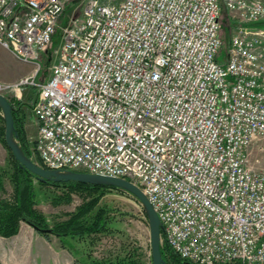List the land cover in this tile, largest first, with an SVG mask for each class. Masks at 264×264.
<instances>
[{"label":"built area","instance_id":"2783aa9c","mask_svg":"<svg viewBox=\"0 0 264 264\" xmlns=\"http://www.w3.org/2000/svg\"><path fill=\"white\" fill-rule=\"evenodd\" d=\"M78 1L0 0V47L37 64ZM80 2L49 78L0 83L39 90L28 157L135 184L190 264H264V0H225L224 59L220 0Z\"/></svg>","mask_w":264,"mask_h":264},{"label":"rangeland","instance_id":"374dc122","mask_svg":"<svg viewBox=\"0 0 264 264\" xmlns=\"http://www.w3.org/2000/svg\"><path fill=\"white\" fill-rule=\"evenodd\" d=\"M79 1V6L73 4L68 7L60 24V29H58L54 36L50 50L48 53L42 55L39 61H37V64H25L15 58L10 52L0 47V83L6 85L15 84L23 77L32 74L35 68L40 70L39 81L44 82L49 78L51 69L57 61L58 50L63 39L62 28L64 29L69 26L73 11L77 10L76 14L78 15H76V18L81 16L83 2L81 4ZM113 1L118 2L120 0ZM220 2L222 7L225 8V0H220ZM226 21L227 19L225 17L224 22ZM234 30L235 28L230 26L229 23L228 26L222 24L221 37L224 43L221 52L222 59L227 55L230 39ZM1 94L9 101L16 104L18 102L23 105H19L18 107L27 113V126H25V130L29 140V147H31L37 138V126L33 114V107L37 101L39 90L37 88H29L16 92L3 91ZM0 128L5 129V121L1 111ZM11 154L6 143L0 140V168L5 172L3 177L5 188L1 197L8 201H13L14 198L13 182L10 178L12 173ZM35 187L37 194L36 208L45 216L51 228L67 221L72 215L78 213L93 196L83 192L68 193V190L58 187L42 186L37 180H35ZM95 195H99V193H95ZM139 206H141L139 202L130 194L116 190L105 191L93 211L96 213L99 210H103L106 212L107 216L109 215L107 227L109 230L104 233L85 235L82 239H70L67 245H70L74 251H81L87 257L94 256L99 262L105 264H117L122 260H133L136 261L137 264H150L149 230L143 222L142 212ZM24 224L25 223H22L20 229V232H22L21 237L27 236L26 238H28L33 234L40 235V237L42 236L50 242L54 241L53 239H55V236H51L50 239H48L46 236L30 228L28 230L30 235H27V228H25L27 226ZM29 241L28 244L30 243ZM48 250L52 251L53 246H48ZM27 252L28 260L30 264H33L31 263V253H29L28 248Z\"/></svg>","mask_w":264,"mask_h":264},{"label":"trees","instance_id":"16d2710c","mask_svg":"<svg viewBox=\"0 0 264 264\" xmlns=\"http://www.w3.org/2000/svg\"><path fill=\"white\" fill-rule=\"evenodd\" d=\"M225 6V5H224ZM222 24L233 26L234 28L238 25L233 23L227 18V9L222 7ZM226 17L227 21L224 22ZM250 27L264 29V21L253 24ZM13 107V117L15 121V138L19 142L23 151L27 156L29 153V140L25 130L27 123V113L18 107L23 106L21 103H14L10 101ZM32 108V107H30ZM1 111V109H0ZM0 140L5 143V129L0 128ZM11 181L13 182L14 198L13 201L2 199L1 194L4 192V170L0 168V236L4 238H11L19 234L22 223H27L32 226L38 233L46 236L50 239L51 236H55L61 240L63 247L74 251L68 241L70 239L84 238L85 235L104 233L109 230L108 220L109 215L106 212L99 210L94 213V208L101 196L104 195L105 191L116 190V188L85 185L80 183H53L50 181H42L28 172L25 168L21 167L20 164L15 160L13 154H11ZM35 180L42 186H52L68 190L69 192H83L89 195H93L89 201L74 214L67 221L55 225L53 228L48 224L45 216L36 208V187ZM123 192V191H122ZM99 193V195H95ZM125 193V192H124ZM133 197V196H132ZM134 198V197H133ZM163 257L165 264H190L177 255L173 251L166 247L163 249ZM89 264H105L99 261H91ZM110 264V263H107ZM117 264H137L136 261L122 260Z\"/></svg>","mask_w":264,"mask_h":264},{"label":"water","instance_id":"95a60500","mask_svg":"<svg viewBox=\"0 0 264 264\" xmlns=\"http://www.w3.org/2000/svg\"><path fill=\"white\" fill-rule=\"evenodd\" d=\"M0 109L5 121V143L21 167L25 168L28 172L42 181H50L58 184L73 182L85 185L104 186L116 188L133 196L142 206L148 218L153 264H165L162 247L163 228L161 221L148 198L138 186L130 181L115 177L93 175L85 172H61L39 167L25 154L19 142L16 140L14 134L15 121L13 117V107L10 101L1 94Z\"/></svg>","mask_w":264,"mask_h":264},{"label":"crops","instance_id":"0c3cea01","mask_svg":"<svg viewBox=\"0 0 264 264\" xmlns=\"http://www.w3.org/2000/svg\"><path fill=\"white\" fill-rule=\"evenodd\" d=\"M24 225L27 226L25 227L27 228V235H30L29 228L35 230L27 223ZM21 234L22 232L11 238L0 236V259L4 264H30L27 248L29 253H31V263L33 264H89L90 261H98L94 256H85L81 251H72L64 248L61 240L57 237L53 239V242H50L44 237H40V235L31 234L26 238L27 236L21 237ZM28 241L30 242L29 244ZM50 245L53 246L52 251L48 250Z\"/></svg>","mask_w":264,"mask_h":264}]
</instances>
